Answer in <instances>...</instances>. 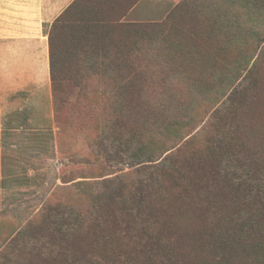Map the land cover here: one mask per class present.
<instances>
[{"label": "rangeland", "instance_id": "rangeland-1", "mask_svg": "<svg viewBox=\"0 0 264 264\" xmlns=\"http://www.w3.org/2000/svg\"><path fill=\"white\" fill-rule=\"evenodd\" d=\"M180 1L155 3L154 14H148L152 20L126 21V14L121 19L133 24L167 22L166 26L173 19V26L162 33L151 27L134 31L107 26L103 41L95 36L91 41L89 36L85 45L80 32L67 45L68 55L60 51L53 57V114L45 118L38 111L29 119L16 111L0 116V257L15 256V250L37 241L57 242L56 231L59 226L67 230L71 212L88 219L96 210L94 203L128 194L123 186L136 178L133 170L138 166L165 160L178 154L177 149L204 145L217 121L215 110L255 62L259 80L248 92L249 106L242 111L240 126L238 120L232 122L236 136L252 149L264 143V18L246 20L247 15L232 7V0H184L188 5L178 11ZM214 9L225 19L222 32L211 31L199 19L211 18ZM169 36L183 38L181 48L172 51H189L192 56L181 59L167 51L163 41ZM130 37L133 44L125 43ZM223 42H228L224 55L219 52ZM221 61L226 69L219 67ZM125 76L129 84L117 91ZM131 77L143 85L140 94L134 91ZM169 95L175 100L166 101L170 110L164 116L175 123L167 126L162 116H154L151 106ZM123 97L128 98V108L131 101L146 103V108L132 113L144 143H133V149L144 152L136 158L117 149L115 132L123 130V124H111ZM231 196L220 209L212 207L202 216L162 209L160 227L166 238L180 236L178 258L184 264H264V228L253 229L246 222L251 213L244 193L237 190ZM254 213L256 221H264L262 213ZM108 227L97 224L99 230ZM103 242L102 236L93 239L92 246L82 245V252L89 258L102 257L93 264H118L113 253L104 251ZM137 263L151 264L147 255ZM46 264L57 261L50 256ZM120 264L131 263L127 259ZM152 264L161 263L152 260Z\"/></svg>", "mask_w": 264, "mask_h": 264}, {"label": "trees", "instance_id": "trees-1", "mask_svg": "<svg viewBox=\"0 0 264 264\" xmlns=\"http://www.w3.org/2000/svg\"><path fill=\"white\" fill-rule=\"evenodd\" d=\"M136 2L137 0H75L63 11L52 22L48 31L51 80L55 79L53 57L60 51L68 55L70 48L67 45L70 41L77 40V34L84 33L83 40L86 45L89 36L91 41L93 36L103 41L107 26L117 25L119 28L125 26L128 29L133 27L134 31H138L139 27H151V30L155 28L157 33H162L173 26V19L169 22V27L166 26L167 22L155 25L152 22L133 24L121 21L123 15ZM231 3L232 7L247 15L246 20L264 18V0H232ZM179 4L178 11L188 5L184 0ZM76 9L81 11L77 14L72 13ZM218 11L219 9H214L211 18H199L210 25L213 32H222L225 28V19ZM197 23L202 25L199 21ZM248 27L250 30L253 29L251 25ZM234 29L240 31L241 27L235 24ZM182 30L183 28L181 32H185ZM193 38L194 34H189V39ZM181 40L169 36L163 44L167 51L178 54L181 59L192 56L189 51L184 53L172 51L174 47L181 48ZM132 41L133 37H130L125 43L133 44ZM227 48L228 42H223L219 52L224 55ZM102 50L103 48L100 52H103ZM220 65L224 69L227 68L223 61L219 63V67ZM257 66L255 62L246 70L244 78L215 110L213 116L217 120V125H213L214 130L204 145L190 147L186 151L177 149L178 154L173 153L165 160L155 162L158 160L156 159L153 160L154 163L138 166L133 170L137 174L136 178L123 186L128 194H113L112 201L110 199L101 202L100 205L94 203L93 209L96 210H93L88 219H80L76 213L71 212L67 230L59 226L56 231L57 242L45 240L39 244L37 241L28 247L15 250L13 252L15 256L4 253L0 257V264H46L50 256L57 264H93V260L99 261L102 257L97 259L85 256L82 245L92 246V240H97L100 236L104 240L102 243L104 251L113 253L118 264L127 259L131 264H138L139 257L144 255L148 256L151 264L152 260L155 262L159 260L161 264H184L183 258H178L180 236L170 235L166 238L165 231L160 227L162 209L170 207L174 213L186 211L192 216L196 214L202 216L212 207L220 209L237 190L244 193L248 200L251 218L246 222L250 223L253 229L264 228V221L261 222L263 219L256 221V218H253V215H256L254 211L264 215V143L257 149H252L248 143L236 136L232 122L238 120L237 126H240L242 111L249 106L248 92L259 80L256 74ZM126 77L121 79L117 91L129 84V78ZM131 85L138 94L144 90L143 85L135 82L133 77ZM174 100L173 96L169 95L151 106L154 116H162L163 123L167 126L175 122H170L169 116H164L165 111L170 110L166 101ZM144 105L145 102L131 101L128 108V98H119L117 114L112 116L111 124L114 126L123 124V130L115 132L117 149L129 153L131 158L144 154L141 149L132 148L134 142L144 145L132 115L134 111L146 108ZM262 141L264 142V139ZM136 165L131 164L130 167ZM201 171L202 173L198 174ZM123 180L124 176L118 181L119 186L123 184ZM97 207L100 208V214ZM106 223L109 224L108 230L97 229V224ZM229 223L232 224L233 219ZM82 225L85 226L83 231L81 229L84 226L80 227ZM31 257L35 259L30 260ZM180 259L182 261H179Z\"/></svg>", "mask_w": 264, "mask_h": 264}, {"label": "crops", "instance_id": "crops-1", "mask_svg": "<svg viewBox=\"0 0 264 264\" xmlns=\"http://www.w3.org/2000/svg\"><path fill=\"white\" fill-rule=\"evenodd\" d=\"M75 0H0V116L53 114L48 28ZM137 0L126 21L152 20L154 4ZM80 9L72 13L77 14ZM33 117V118H32Z\"/></svg>", "mask_w": 264, "mask_h": 264}]
</instances>
